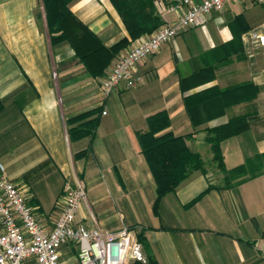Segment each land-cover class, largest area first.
Here are the masks:
<instances>
[{
	"label": "crops",
	"instance_id": "obj_1",
	"mask_svg": "<svg viewBox=\"0 0 264 264\" xmlns=\"http://www.w3.org/2000/svg\"><path fill=\"white\" fill-rule=\"evenodd\" d=\"M68 8L98 44L118 45L108 63L80 60L68 42L52 44L41 0H0V164L39 223L52 229L64 184L78 180L86 198L76 222L128 229L145 261L127 264H264V46L246 41L251 30L264 36V4L227 3L140 62V85L106 98L107 70L162 20L133 39L110 0H72ZM152 9L157 17L154 0ZM239 119L246 128L220 143L224 166L251 162L258 174L221 188L206 137L233 131ZM90 122L93 137H78L74 129ZM144 133L181 137L204 163L205 173L192 172L157 208L137 142ZM59 252L62 264H78L74 244Z\"/></svg>",
	"mask_w": 264,
	"mask_h": 264
},
{
	"label": "built area",
	"instance_id": "obj_2",
	"mask_svg": "<svg viewBox=\"0 0 264 264\" xmlns=\"http://www.w3.org/2000/svg\"><path fill=\"white\" fill-rule=\"evenodd\" d=\"M233 1L237 0H154L155 13L162 24L113 63L101 79V95L106 98L118 87L131 89L140 85L143 77L136 69L140 62L183 30L202 26L211 13L222 12ZM255 1L264 4V0ZM246 41L264 46V36L257 30L249 31ZM85 198L82 182L65 183L63 205L52 229L46 230L27 205L23 190L7 178L0 164V264H24L29 258L34 264H62L59 250L69 243L77 248L78 264L144 262L141 246L128 229L110 232L76 222ZM260 250L264 256V245Z\"/></svg>",
	"mask_w": 264,
	"mask_h": 264
},
{
	"label": "trees",
	"instance_id": "obj_3",
	"mask_svg": "<svg viewBox=\"0 0 264 264\" xmlns=\"http://www.w3.org/2000/svg\"><path fill=\"white\" fill-rule=\"evenodd\" d=\"M72 0H41L48 34L52 44L68 42L76 55L83 61H102L106 63L117 53L118 45L110 50L98 44L95 36L83 26L70 12L68 4ZM121 16L129 35L135 39L144 33H150L160 25L158 17L153 15V0H110ZM151 5V6H150ZM194 124L201 120L191 118ZM88 127L74 129L78 137H93L96 122H90ZM233 131L225 132L221 129L210 131L206 141L211 145L213 162L216 169L223 175L221 188H230L249 180L258 174L254 171V164L246 162L232 169H226L220 150V143L225 138L243 131L246 124L242 119L230 122ZM83 131V132H82ZM140 152L144 155L156 185L157 208L159 200L186 179L192 172L205 173L204 163L198 153L192 152L181 137H173L170 133L154 137L151 133L137 135ZM195 202V201H194ZM139 264V263H135ZM147 264H155L148 259Z\"/></svg>",
	"mask_w": 264,
	"mask_h": 264
},
{
	"label": "rangeland",
	"instance_id": "obj_4",
	"mask_svg": "<svg viewBox=\"0 0 264 264\" xmlns=\"http://www.w3.org/2000/svg\"><path fill=\"white\" fill-rule=\"evenodd\" d=\"M208 165V164H207Z\"/></svg>",
	"mask_w": 264,
	"mask_h": 264
}]
</instances>
